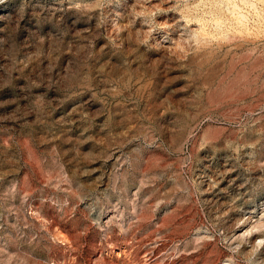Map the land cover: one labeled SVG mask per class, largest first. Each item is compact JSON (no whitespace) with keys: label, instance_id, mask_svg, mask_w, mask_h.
Segmentation results:
<instances>
[{"label":"rangeland","instance_id":"374dc122","mask_svg":"<svg viewBox=\"0 0 264 264\" xmlns=\"http://www.w3.org/2000/svg\"><path fill=\"white\" fill-rule=\"evenodd\" d=\"M263 222L264 0H0V264H264Z\"/></svg>","mask_w":264,"mask_h":264},{"label":"bare ground","instance_id":"6f19581e","mask_svg":"<svg viewBox=\"0 0 264 264\" xmlns=\"http://www.w3.org/2000/svg\"><path fill=\"white\" fill-rule=\"evenodd\" d=\"M241 60H244V59H241ZM241 60H240V61H241ZM254 60H255V59H254ZM240 61H238V62H240ZM238 62H236V63H238ZM255 64H256V63H255ZM258 64H259V63H258ZM259 65H260V64H259ZM233 66H234V65H233ZM251 68H252V67H251ZM232 70H233V69H232ZM229 73H230V71H229ZM229 73H228V74H229ZM249 73H250V72H249ZM228 74H227V76H228ZM238 75H239V74H238ZM237 78H238V77H237ZM232 81H233V80H232ZM236 81H237V80H236ZM230 82H231V81H230ZM246 87H247V86H246ZM245 89H246V88H245ZM253 92H254V91H253ZM249 93H250V92H249ZM239 94H240V93H239ZM253 94H254V93H253ZM217 95H218V94H217ZM217 95H216V96H217ZM241 98H242V97H241ZM218 99H220V98H218ZM224 99H225V98H224ZM215 102H216V101H215ZM219 102H220V101H219ZM218 105H219V104H218ZM263 223H264V222H263ZM257 224H258V223H257ZM261 225H263V224H261ZM256 227H257V226H256ZM254 228H255V227H254ZM256 229H257V228H256ZM250 232H251V230H250Z\"/></svg>","mask_w":264,"mask_h":264}]
</instances>
